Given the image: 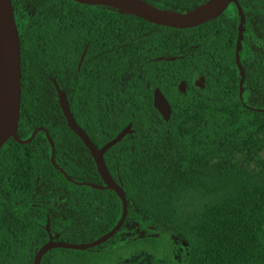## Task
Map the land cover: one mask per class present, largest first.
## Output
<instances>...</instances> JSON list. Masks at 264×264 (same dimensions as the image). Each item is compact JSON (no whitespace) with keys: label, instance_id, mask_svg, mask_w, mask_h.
Masks as SVG:
<instances>
[{"label":"trees","instance_id":"obj_1","mask_svg":"<svg viewBox=\"0 0 264 264\" xmlns=\"http://www.w3.org/2000/svg\"><path fill=\"white\" fill-rule=\"evenodd\" d=\"M148 1L184 11L204 0ZM238 2L245 15L241 98L233 3L213 19L175 28L107 5L11 0L20 40V138L45 127L60 167L75 179L103 182L88 148L66 124L50 80L54 35L80 48L89 27L104 34L102 91L93 103L80 90L72 112L100 146L133 119L131 132L103 153L126 196L122 225L94 246L88 263L90 248L55 247L40 264H138L117 262L120 250L148 245L158 228L184 247L176 264H264V111L251 108H264V0ZM41 49L48 52L42 58ZM199 75L201 87L194 85ZM180 82L186 83L182 93ZM154 87L170 104L167 119L152 105ZM49 156L43 131L28 143L8 138L0 147V264H32L48 238L47 217L57 239L83 242L109 230L120 215L114 190L67 180ZM120 232L123 243L100 247ZM150 264L174 263L159 258Z\"/></svg>","mask_w":264,"mask_h":264},{"label":"water","instance_id":"obj_2","mask_svg":"<svg viewBox=\"0 0 264 264\" xmlns=\"http://www.w3.org/2000/svg\"><path fill=\"white\" fill-rule=\"evenodd\" d=\"M74 1L90 5H107L119 11L141 17L149 22L175 28L191 27L213 19L226 8L228 3L233 2L237 6L239 15L235 35L234 60L240 72L239 96L241 97L244 87V71L239 59V50L241 48L242 31L244 29V14L237 0H205L192 9L182 12L158 7L147 0ZM2 54H4V59L2 61L3 68H1L0 61V147L8 138H12L18 143H28L33 139L37 131L42 130L45 133L47 142L50 146V163L55 169L60 171L67 180L78 185H85L95 189H112L117 193L121 200V211L115 224L99 237L88 241L69 242L53 238L50 233L49 220L47 218L45 229L48 232L49 237L36 249L32 264H40L42 255L51 248L86 249L104 242L116 233L122 225L127 213V201L122 186L117 183L110 174L103 153L111 145L119 141L126 133L131 132L133 119L130 118L127 124L121 127L111 139L106 141L103 145L97 146L81 126L77 124L74 116L70 112L69 103L64 92H59L58 103L66 118L67 124L88 148L103 182L95 183L87 180L75 179L57 164L54 157V144L45 127L36 126L27 138H20L17 133L21 90L20 40L11 0H0V56ZM162 57L163 56H157L156 59H161ZM171 58L173 57H167V59ZM203 83L204 78L202 75H199L194 79V85L196 86H202ZM185 86V82H180L177 85V91L180 93L184 92ZM152 104L164 119L169 117L171 111L170 104L158 87H155L153 90ZM251 108L258 111H264V108ZM54 235L56 234L54 233Z\"/></svg>","mask_w":264,"mask_h":264},{"label":"flooded vegetation","instance_id":"obj_3","mask_svg":"<svg viewBox=\"0 0 264 264\" xmlns=\"http://www.w3.org/2000/svg\"><path fill=\"white\" fill-rule=\"evenodd\" d=\"M230 3H233V2H230ZM230 3H228V5ZM234 5L237 11V6L236 4ZM237 14H238V11H237ZM243 14H244V11H243ZM238 18H239V15H238ZM237 23H238V20H237ZM244 24H245V15H244ZM87 29L88 30L86 31V33L81 34L84 41L81 42L82 44L80 48L78 47L74 48L73 42L71 41L68 44L66 43L64 44V42L62 41V39L64 38V35L60 33L59 36L56 34L54 35V42H52V48L50 51V55H52V58L55 59L53 72L56 73L55 75H52L50 77V80L54 88L53 94L55 95L56 100L58 102L59 92L60 91L64 92L65 97L69 103L70 112L72 113L73 116H74V113L72 112V109H71L73 102H74L73 99L75 96H77L80 90H82L84 95L87 96V98H90L91 102L93 103L97 100L99 93L102 91V87L100 86V81H102V75H103V64H102L103 57L102 56L104 55V34L100 27L98 29L92 28V27H89ZM242 34H243V31H242ZM78 39H81V36L78 37ZM79 45L80 43L78 44V46ZM47 53H48L47 51L41 49L40 58H42L43 56H46ZM63 80L66 81L67 83L66 86H64ZM176 89H177V86H176ZM152 95H153V91H152ZM66 124H67V121H66ZM77 124L79 125L78 122ZM81 128L87 133V135L91 139L89 133L82 126ZM39 131H42V130H39ZM93 143L96 144L97 146H100L97 143H95V141H93ZM50 233L52 234L53 238L57 239L55 237L56 235H54V232L50 231ZM48 237H49V234H48Z\"/></svg>","mask_w":264,"mask_h":264},{"label":"rangeland","instance_id":"obj_4","mask_svg":"<svg viewBox=\"0 0 264 264\" xmlns=\"http://www.w3.org/2000/svg\"><path fill=\"white\" fill-rule=\"evenodd\" d=\"M3 62H1V68H3ZM237 67V66H236ZM238 69V68H237ZM239 80H240V72L238 69ZM204 84V83H203ZM203 86V85H202ZM201 87V86H200ZM240 97V96H239ZM241 98V97H240ZM57 234L56 232H54ZM122 233L120 232L116 235L115 238L101 244V248H105L108 246L112 247L118 244L123 243L126 238L121 236ZM152 239L149 240L148 245L142 246L141 248H136L133 245H129L123 247L120 252L122 253L120 256L117 257L119 263H127V262H137L138 264H150L152 261L161 259V260H171L174 264L180 262L182 258H184V247L180 243V241L174 236L172 232L165 231L162 228H158V230L151 235ZM90 248V249H89ZM86 249V257L85 261H90V254L92 253L91 250L94 249L89 247ZM80 250V249H76ZM68 257H71V253L65 252ZM84 259V257L82 258ZM81 259V260H82Z\"/></svg>","mask_w":264,"mask_h":264},{"label":"bare ground","instance_id":"obj_5","mask_svg":"<svg viewBox=\"0 0 264 264\" xmlns=\"http://www.w3.org/2000/svg\"><path fill=\"white\" fill-rule=\"evenodd\" d=\"M3 59H4V54H2V55L0 56V61L2 62Z\"/></svg>","mask_w":264,"mask_h":264}]
</instances>
